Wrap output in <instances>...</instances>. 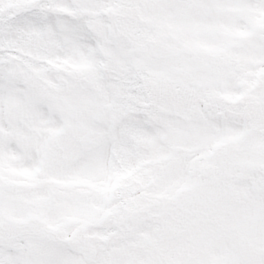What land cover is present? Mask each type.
<instances>
[{"label":"snow or ice","instance_id":"6c2138e0","mask_svg":"<svg viewBox=\"0 0 264 264\" xmlns=\"http://www.w3.org/2000/svg\"><path fill=\"white\" fill-rule=\"evenodd\" d=\"M0 264H264V0H0Z\"/></svg>","mask_w":264,"mask_h":264}]
</instances>
